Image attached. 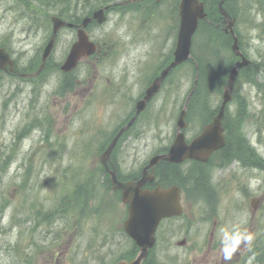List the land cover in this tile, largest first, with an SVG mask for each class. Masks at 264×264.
I'll list each match as a JSON object with an SVG mask.
<instances>
[{"label":"rangeland","instance_id":"1","mask_svg":"<svg viewBox=\"0 0 264 264\" xmlns=\"http://www.w3.org/2000/svg\"><path fill=\"white\" fill-rule=\"evenodd\" d=\"M34 2V8H28L23 0H0V45H9L22 71L42 64L41 54L53 28L46 15L62 9ZM178 3L163 0L152 9L147 2L121 8L120 12L114 8L106 24L90 26L88 31L97 40L99 52L74 71L82 80L73 84H60L66 76L56 64L64 60L76 40V32L69 28L59 33L52 63L44 65L46 77L40 87H35L36 81L0 70V199L4 200H0V206L4 205L0 212V264H101L100 252L105 256L110 252L113 257L110 255L108 264H112L126 245L132 247L118 230L123 220L122 204L106 198L103 192L108 189L99 185L103 169L97 159L108 138L132 116L134 103L144 92L146 74L151 68L158 74L169 62L175 48L168 36L179 29ZM237 4L238 22L233 27L239 28L246 58L259 67L258 73L247 71L250 78L255 74L259 83L238 77L225 124L229 143L237 144L240 150L221 175L218 170L212 173L219 183L229 173L234 181L237 178L226 188L233 192L230 198L222 190L216 198V207H226L229 213L222 216L226 221H219L217 235L210 238L208 226L201 220L202 209L207 206L202 193L198 189L194 192L192 204L185 197L184 212L192 216V223L187 225L190 218L182 217L162 223L154 264H191L192 260L210 264L214 255L219 256L221 264H256L255 258L246 261L250 246L254 242L264 246V206L255 218L250 206L251 197L256 194L259 198L264 184V161H255L257 149L264 155V0H238ZM135 8L139 9L129 10ZM216 34L222 43L217 45L219 49H210L209 41ZM193 48L195 61L207 75L201 78L202 86L198 82L196 97L191 100L192 105L197 104L192 128L199 125L197 116L203 120L202 114L207 113L200 110V105L207 106L211 115L220 106L232 57V51L219 54L220 50H231L224 34L208 32L206 27L200 28ZM129 55L135 59L133 71L126 69ZM189 67L176 70L182 83L174 89L165 82L133 129L122 136L114 151L121 174L129 175L135 167L142 170L168 142L170 134L174 135L179 113L194 87L195 75L189 77ZM34 120H42L41 125H33ZM28 125L29 134L25 132ZM20 132L24 135L21 140L17 138ZM228 149L234 153L236 148ZM247 166L258 167L257 172L251 174ZM93 181H99L94 187L101 197L95 194L85 200L83 194H89L87 187ZM198 185V179H194L195 189ZM105 226L118 235L112 246L103 239L100 242L98 233H104ZM237 236L239 242L232 243ZM184 237L186 244L178 245ZM219 238L221 248L219 244L213 248Z\"/></svg>","mask_w":264,"mask_h":264},{"label":"water","instance_id":"2","mask_svg":"<svg viewBox=\"0 0 264 264\" xmlns=\"http://www.w3.org/2000/svg\"><path fill=\"white\" fill-rule=\"evenodd\" d=\"M223 3V2H222ZM221 3V11L228 16V13L224 10ZM206 16L204 3L200 0H181L180 1V28L178 33V44L175 51L174 61L163 70L160 77H158L154 83L147 90L146 96L143 100L138 102L136 115L130 120V122L124 126L120 132L116 135L109 148L104 153V157L109 158L112 149L114 148L119 137L128 129L135 121L137 115L145 108L147 101L159 90L160 83L163 78L167 75L169 70L181 62L185 61L191 52L192 38L199 25V20ZM94 17L99 22H103L106 19L104 9H100L95 12ZM92 18H85L83 26H86ZM54 22V35L43 54V63L40 70L44 67L46 59L51 54L54 46L55 35L58 30L66 25V22L59 17H53ZM233 22L230 21L229 26H232ZM73 25V24H69ZM96 49V44L89 40L87 33L83 30H79V40L73 46L68 59L63 65V69L70 70L75 67L78 60L84 55H90ZM234 51L241 55L239 50L238 39L236 38L233 44ZM250 61L243 58L242 61H237L235 67L232 69L228 83L224 90V101L223 104L214 118V121L207 125L204 131L195 138L192 143L187 144L185 141V134L181 131L187 123L185 121L186 108L182 110L178 121V134L170 149V152L162 155L155 156L151 159L150 165H155L159 159H168L172 162H181L185 158H196L199 160L207 161L210 154L225 145V137L223 134V120L225 115V106L228 101L232 98V93L235 86V80L239 73V69L249 64ZM9 65L10 69L13 70L14 60L11 55L0 47V68L6 69ZM113 180L118 187L124 191L123 199L125 202L130 203V218L126 221L127 232L135 238L136 242L141 247V253L134 262L128 263L126 261L119 264H142V261L147 256L149 248L155 243V231L159 225L160 220L165 216L181 213L179 204V191L176 187L164 190L156 189L153 191L142 190V186L145 180L140 183L128 182L121 183L113 175Z\"/></svg>","mask_w":264,"mask_h":264},{"label":"flooded vegetation","instance_id":"3","mask_svg":"<svg viewBox=\"0 0 264 264\" xmlns=\"http://www.w3.org/2000/svg\"><path fill=\"white\" fill-rule=\"evenodd\" d=\"M130 64H133L135 67V59H131L130 56L128 58ZM215 115V114H214ZM213 116H211L210 118L205 117L203 120H200L199 117L197 116L198 120H199V125L196 126L194 125L192 128V122L194 121L193 118V111H191L189 113L188 116V127L186 129V137H187V142L190 143L195 137H197L205 128V126L212 121ZM211 119V120H210ZM173 139H175V134H170V136L168 137L167 141H170ZM170 145H172L171 143L168 142V144L164 145L163 148L158 149L159 151H157L159 154L162 153H166L169 151L170 149ZM105 147V146H104ZM103 147V148H104ZM156 152V153H157ZM236 156L234 153H231L229 151V149H220L217 150L215 152H213V154L211 155L210 159L207 162H201L199 160H194V159H186L181 163H171L167 160H161L155 167L154 169V175L151 176L148 174V177H153V180H148L145 184V188H149V189H153L156 188L158 186H161L163 188H169L172 185H177L179 186L180 190H181V201L182 204L184 202V198L186 197L187 200H189L192 204V202L194 201V197L196 196L197 189L200 190V192L203 195V200L205 201V203L207 204V206H205L202 209V215H201V220L205 223L206 226H208V230L210 232V238H213L215 235H217L218 233V224L219 221H226V219H223L222 216L226 213H229L228 209L226 207H221V208H217L216 207V198L218 195V191L220 192L221 190L225 193L226 196H229V198L232 196L233 192L228 191L226 188L231 184L236 182V180L234 181V177L229 173L224 180H222L221 183H219L218 181H215V175L212 174L215 170H218L220 175L224 172L225 168L228 167L229 165H231L234 160H235ZM118 159L114 157V152L111 156L110 159V165L113 169H115L119 175V172H121L119 165H118ZM127 162L124 161V164H126ZM226 163H228L229 165L224 166ZM239 170L241 169V165L237 162L236 163ZM146 164H144L145 167ZM248 169H250L251 174H255L257 172L258 167H250L247 166ZM136 170H134L132 173V175L126 179V178H121L120 179L122 181H129V180H135L138 181L140 178H142V170L144 171L143 167L142 170L139 168L137 169V167H135ZM198 172L195 176L194 173ZM219 175V176H220ZM102 176H105V180L104 182L107 183L108 185V191L107 192H103L104 195L107 194L108 198H118L121 199L122 197V191L121 190H117L114 189L113 187V183L108 180L106 173L103 174ZM194 179H198L199 181V185L196 187H194ZM259 182V181H258ZM264 182V179H263ZM262 189L260 190L261 196L259 198L255 196L251 197L252 199L258 200V204H256L255 207H252L253 209V217L255 218L256 215L259 213V211L261 210V208L264 206V184L261 186ZM190 190V198L187 196L188 191ZM89 194L84 195L83 197L85 198V200L87 199V197H89L90 195H95L98 194L100 196V194L96 191H92V192H88ZM102 193V194H103ZM101 197V196H100ZM124 209H125V218L126 219L129 215V206L127 203H123ZM186 212H184L181 216H174V217H168L163 219V221H168L171 220L173 218H190L189 220L186 221L187 225H190L192 223V219H191V215H188V217L186 216ZM260 215V214H259ZM264 215V214H263ZM101 228H97V230H100ZM102 229H104V233H102L101 231L98 233L100 236V242L102 241H106L107 244L110 243L111 246L115 243L116 241V236H118L117 234H111L110 233V229L107 228L106 226L103 227ZM119 232L122 230L120 228ZM207 230V232H208ZM221 231V229H220ZM206 232V234H207ZM125 234L127 235V233L125 232ZM124 233V237L127 238V240L131 241V243L134 245L133 247H128L127 245L124 248V251L119 255L120 259H125L127 257L132 256L131 258L135 257V252H136V243L135 241L126 236ZM103 237V238H102ZM188 238V236H187ZM187 238L184 237L182 239V242H187ZM224 239V238H223ZM128 241V242H129ZM222 241V240H221ZM220 238H219V242L218 243H214L212 245L213 248L217 247V244H219V248H221L220 245ZM113 242V244H112ZM118 244H121L120 240H117ZM232 243H236V240L232 238ZM255 245V244H254ZM253 245V246H254ZM108 246V245H107ZM107 246H102V249H106ZM101 247V246H100ZM114 247V246H113ZM254 252V251H253ZM135 254V255H134ZM111 253L108 252L105 256L104 252H100V257L99 261L101 262V264H108L109 263V257H110ZM113 255H111L110 258H112ZM129 258V259H131ZM128 259V258H127ZM195 261L192 260L191 264H195ZM152 264V262L150 263ZM154 264V263H153ZM210 264H221V261L219 260V256L218 255H214L212 257L211 263Z\"/></svg>","mask_w":264,"mask_h":264},{"label":"trees","instance_id":"4","mask_svg":"<svg viewBox=\"0 0 264 264\" xmlns=\"http://www.w3.org/2000/svg\"><path fill=\"white\" fill-rule=\"evenodd\" d=\"M24 1V3L28 6V7H30L31 8V3H33V1L34 0H29V1H27V0H23ZM41 2H42V4H44L47 8H56V7H58V5L57 4H63V3H65L66 4V9H67V11L68 10H70L71 9V7H73V4H74V6H75V0H40ZM99 3H97V5H99V4H101L102 3V1H106V0H97ZM109 1V0H108ZM205 1V3H206V7H207V12H208V18L207 19H205V20H202L201 21V24H200V28H204V27H206V31H208V32H215V31H218V33L219 32H222L223 33V31H222V29H221V27L219 26V27H215L216 25H214V24H217V23H219V25L223 22V17H222V15L220 14V12H219V10H218V7H217V5H218V3H219V1L220 0H204ZM236 1L237 0H235L234 1V7H235V5H236ZM87 2L89 3V4H87V5H85L84 7H83V9L85 10V9H90V11L91 10H93V8H94V6H93V4L92 5H90V0H87ZM227 4H228V10L230 11V12H232L233 14H235L236 16H238V12L234 9V7H233V0H226V6H227ZM61 14L63 13V10H62V12H60ZM72 13H74V9L72 10ZM239 30V29H238ZM199 32H200V30H199ZM238 33H239V35H240V31H238ZM216 37L214 38V40L213 39H211L210 41H209V43H212V45H211V47H210V49H219V47L217 46L218 44H219V42H220V39H219V36H217V34L215 35ZM240 37H241V35H240ZM3 46H6L7 44H2ZM212 46H214V48L212 47ZM241 48L242 49H245V47L243 46V43H241ZM218 51V50H217ZM221 53H222V50H220L219 51V54L221 55ZM194 58H196L195 57V55H194ZM204 66L202 65V68H203ZM248 70H256L257 71V73L259 72V67H258V65L255 63V66H253V64L252 65H249V66H247V67H244L241 71H240V75H239V78H241V77H246L247 79H248V82H251V83H253V84H258L259 82L256 80V77H255V74H253L252 75V77L250 78V76L248 75V73H247V71ZM194 71H195V69H194ZM255 71V72H256ZM200 75H201V78L203 79V77H205L206 75H207V73H206V71H205V69L203 68V69H201L200 71ZM199 85L200 86H202V82H201V79H200V82H199ZM36 125V124H35ZM231 144V143H230ZM231 145H233V144H231ZM3 167V166H2ZM30 171V170H29ZM28 171V172H29ZM1 200V202H4V200L3 199H0ZM2 207H4V205H2V206H0V212H1V210H2Z\"/></svg>","mask_w":264,"mask_h":264},{"label":"clouds","instance_id":"5","mask_svg":"<svg viewBox=\"0 0 264 264\" xmlns=\"http://www.w3.org/2000/svg\"><path fill=\"white\" fill-rule=\"evenodd\" d=\"M236 241H237V243L239 242V236L236 237Z\"/></svg>","mask_w":264,"mask_h":264},{"label":"bare ground","instance_id":"6","mask_svg":"<svg viewBox=\"0 0 264 264\" xmlns=\"http://www.w3.org/2000/svg\"><path fill=\"white\" fill-rule=\"evenodd\" d=\"M129 241V240H128Z\"/></svg>","mask_w":264,"mask_h":264}]
</instances>
